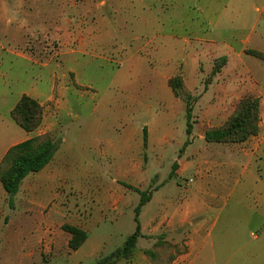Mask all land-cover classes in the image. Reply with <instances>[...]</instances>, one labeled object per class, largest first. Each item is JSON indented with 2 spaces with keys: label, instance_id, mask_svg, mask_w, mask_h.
<instances>
[{
  "label": "crops",
  "instance_id": "0c3cea01",
  "mask_svg": "<svg viewBox=\"0 0 264 264\" xmlns=\"http://www.w3.org/2000/svg\"><path fill=\"white\" fill-rule=\"evenodd\" d=\"M171 1L0 0V163L10 148L34 137L49 135L58 145L52 161L24 179L14 208L17 202L48 201L49 188L58 179L50 172L55 165L78 171V178L67 176L70 182L84 184L88 178L106 192L112 186L102 177L103 159L121 151L131 155L143 147L144 134L142 141L133 114L117 117L131 125L127 132H118L116 141L104 142L95 126L69 132L70 99L78 96L86 68L101 60L111 61L108 56L112 54L119 68L141 71L147 57L157 65L154 72L161 77L163 90L168 78L182 73L186 87L195 92L201 88L198 75L212 72L215 60L225 57L227 64L217 74L226 76L225 81L214 82L202 94L196 109L199 106L204 111L198 120L219 128L244 98L254 97L260 100L259 134L240 144L207 143L204 134L190 139L182 173L174 164L170 177L173 172L177 179L194 170L192 189L184 196L172 197L170 189L163 192L173 179L158 195L150 196L139 216L141 233L146 235L148 225L143 220L147 222L155 207L159 226L154 231L165 230L185 239L187 252L177 262L264 264V61L248 60L252 56L246 53L264 55V0ZM140 25L147 31L158 27V34L136 35ZM228 74L237 76V81H231ZM23 96L43 108L42 123L32 133L12 118ZM165 135L160 146L164 153ZM76 161L81 163L77 169ZM122 162H118L121 176L136 181L131 158ZM41 186L47 191L36 195ZM112 199L105 197L103 202ZM14 208L0 182V219ZM90 240L88 233L81 248Z\"/></svg>",
  "mask_w": 264,
  "mask_h": 264
},
{
  "label": "rangeland",
  "instance_id": "374dc122",
  "mask_svg": "<svg viewBox=\"0 0 264 264\" xmlns=\"http://www.w3.org/2000/svg\"><path fill=\"white\" fill-rule=\"evenodd\" d=\"M182 3H187V0H182ZM142 26L136 29V35L152 37L158 34V27L147 31ZM135 47H138L137 44ZM111 55L108 56L111 61L101 60L86 68L81 76L78 96L70 99L73 117L68 120L71 124L69 132L74 134L95 126L98 136L104 142L116 141L120 137L118 132H127L126 128L131 125L127 122L121 123L118 118L133 114V124L137 126L136 132L142 137V141L143 128H148L147 146L143 145L140 151L137 150L131 155L127 151H121L114 158L103 159L102 177L112 186L106 192L100 191L88 178L84 184L70 182L67 176L78 178V171L68 172L60 168L61 165H55L50 172L58 179L55 186L49 188L51 193L48 194V201L31 204L17 202L14 210H8L0 219V264H98L122 248L128 237L135 232V210L140 202L139 192H147L153 198L173 179L174 182L169 185L171 187H165L163 192L170 189L172 197L184 196L192 189L194 170L183 173L177 179L174 172L173 177L170 176L174 164L178 165L177 170L180 173L184 169L182 166L187 140L193 141L194 137L205 135L206 129L210 128L209 124L199 122L204 108L198 106L196 109V104L211 84L225 81L226 76L223 74L212 75L216 64L221 66V58L215 60L212 72L198 75L197 82L201 88L191 92L186 87L182 73L168 78L166 89L163 90L161 77L154 72L157 65L149 62L146 56V65L141 71H134L128 66L119 68L112 62L118 58ZM248 60L262 62L253 56ZM202 70L200 68L198 74ZM130 71L132 73L127 75L126 72ZM37 72L41 71L37 69ZM169 75L171 74H166V77ZM176 77H181L186 91L195 99L193 132L190 137L187 135L184 99L176 96L169 85L170 80ZM227 77L236 81L238 79L237 76L229 74ZM43 84L46 85L47 82L44 81ZM169 98L175 103L168 102ZM162 116L167 119H161L164 118ZM164 132L167 142L165 153L160 148ZM125 157L131 158L132 165L136 168L133 170L138 175L136 181L132 176L130 179L121 176L122 166L119 163ZM79 166L81 163L76 161L74 167L77 169ZM27 184L29 186L30 181ZM45 191L46 188L41 186L36 195L44 194ZM111 196L115 199L109 200L111 202L108 201V204L103 202V198ZM142 212L143 209L140 215ZM158 214L159 209L154 207L149 211L147 222L143 220L148 228L145 229L146 235L139 238L134 253L129 258H121L111 264H175L181 260L187 252L185 239L177 238L165 230L162 233L154 231L159 226ZM65 225L78 227L91 235L86 247L79 251L69 248L71 235L63 230ZM149 250L154 252V260L147 255ZM177 264H181V261Z\"/></svg>",
  "mask_w": 264,
  "mask_h": 264
},
{
  "label": "trees",
  "instance_id": "16d2710c",
  "mask_svg": "<svg viewBox=\"0 0 264 264\" xmlns=\"http://www.w3.org/2000/svg\"><path fill=\"white\" fill-rule=\"evenodd\" d=\"M259 60L264 61V55L257 51H247ZM221 66L213 69L212 75H217L220 69L226 65L227 58L220 59ZM176 96L182 97L186 108L187 135L191 136L193 132V103L195 99L186 91L181 77L171 79L169 82ZM259 109L260 100L254 97L244 98L236 107L234 113L228 121L219 128H208L205 131V140L207 143H225L240 144L249 140L251 137L259 134ZM13 120L27 133L37 130L43 120V108L34 99L23 96L16 108L12 112ZM148 133L144 129V145L147 146ZM189 140L185 146L189 145ZM58 151V145L49 135L31 138L19 145L9 149L0 163V182L8 195V204L11 209L14 208L15 198L18 194L21 184L26 177L31 174L41 172L53 159ZM140 202L135 210V232L128 237L124 246L117 249L107 258L98 262V264H111L121 259L129 258L135 251L139 238L142 237L139 215L143 206L150 201V195L147 192H139ZM63 230L71 235L69 248L72 251H78L88 239V233L84 230L65 225ZM150 259H155L153 251H147Z\"/></svg>",
  "mask_w": 264,
  "mask_h": 264
}]
</instances>
